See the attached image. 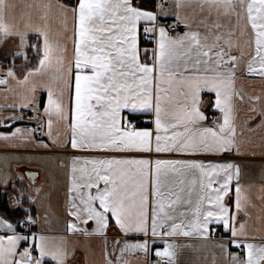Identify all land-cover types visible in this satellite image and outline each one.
I'll use <instances>...</instances> for the list:
<instances>
[{
    "label": "snow or ice",
    "instance_id": "snow-or-ice-1",
    "mask_svg": "<svg viewBox=\"0 0 264 264\" xmlns=\"http://www.w3.org/2000/svg\"><path fill=\"white\" fill-rule=\"evenodd\" d=\"M17 7L0 0V37L16 39L13 60L29 61L34 50L38 63L22 77L13 66L0 75L5 93L11 81L28 86L19 104L0 108L42 111L51 143L36 140L38 128L11 130L9 122L24 118L13 113L0 118L8 129L0 132V151L59 146L55 123L69 130L63 147L101 154L71 159L65 232L105 237L104 264H132L130 257L153 252L154 264H176L180 246L172 237H208L217 225L231 233L229 245L244 249L234 264H264V244L250 242L238 219L248 199L239 167L197 158L240 153L237 102L245 96L237 72L264 80V0H159L152 7L143 0H41L19 15ZM53 14L62 29L55 35ZM170 14L173 22L161 23ZM249 100L245 123L259 118L256 127H264L262 97ZM141 119L150 126H138ZM27 176L33 184L39 178L31 169ZM17 180L23 184L24 176ZM27 187L14 204L36 203ZM38 223L30 208L16 220L0 215V264H71L69 240L35 231Z\"/></svg>",
    "mask_w": 264,
    "mask_h": 264
},
{
    "label": "crops",
    "instance_id": "crops-1",
    "mask_svg": "<svg viewBox=\"0 0 264 264\" xmlns=\"http://www.w3.org/2000/svg\"><path fill=\"white\" fill-rule=\"evenodd\" d=\"M154 1L155 4L159 2V0ZM10 2L18 5L16 14L19 15L22 11H25L23 5L38 3L41 0H10ZM44 2H47V0H44ZM51 2L55 4L57 0H51ZM168 2L170 3L171 0H168ZM144 4L148 5L149 2ZM171 11L170 9L169 12L171 13ZM173 19L174 16L170 14L166 18L162 17L161 23L166 24V22L173 21ZM48 23L53 35L62 30L55 14H53ZM70 27L69 23V30ZM30 40L35 42L34 37H30ZM17 50L15 38L5 40L0 37V75H3L8 67L13 66L18 76L22 77L26 73L27 68L31 67L28 66L31 61L34 62V66L38 63V57L34 50L29 52L30 62L19 57L13 60V54ZM34 55H36L35 59L33 58ZM4 87L0 85V105L5 102L9 104L16 102L19 104L21 94L28 90L27 85H17L15 81H11L8 86L13 89L12 91L5 93L3 91ZM237 88L242 89L245 96L243 103L237 102L236 137L240 153L237 154L236 151H232L223 155H208L197 158L206 162H232L239 167V183L248 199L245 202L247 214L241 212L238 219L246 222V228L249 232L247 239L260 245L264 244V127H256L259 123V118L248 123H245V120L249 115V105L253 103V101L249 100V97L259 95L262 97L261 103H264V80L258 76H245L244 69H241L237 72ZM36 95L43 97L46 103L45 93L37 92ZM22 110H26L27 115H23L24 118L22 120L9 122L12 125L11 130H15V127H21L22 129L38 128L34 133L36 140L51 143L42 111L37 113L30 109H21L19 106L9 109L0 108V118L10 116L13 113L19 115ZM138 126L150 125L146 119H141ZM53 129L52 138L59 139V146H53L48 149L33 147L26 151L15 149L0 151V215L16 220L23 216L24 209L30 208L31 214L39 221L34 228L35 231H45L53 236H65L69 240L70 247L76 249L75 258L71 264H104L103 249L105 237L95 234L70 235L64 230L65 220L68 218L67 182L71 159L74 155L97 156L101 154L72 149L70 145L67 148L63 147L64 143L69 139V130L66 126L55 123ZM6 130L8 129L5 125H0V132ZM28 169H31L34 174H38L39 178L34 184L28 179ZM20 175L24 176L23 184L17 180ZM6 179L9 181L7 185H5ZM235 183L234 179L233 185ZM24 186H28L26 195H31L36 199L35 204L27 201L19 205L13 203L20 189ZM37 187L42 190L39 195L35 193V188ZM228 199L226 198V200ZM40 200L42 201L41 204H39ZM3 201L5 204H3ZM87 227L91 229L94 225L90 222ZM219 228H222V226H211V234L208 237H200L195 234L191 236L177 234L172 237L171 240L180 246L176 249V264H234L233 255L243 259L245 255L244 249L229 245L230 232L226 231V238L224 239L216 240L213 238L214 231ZM114 235L113 228H109L107 236L109 252L112 249ZM137 238L135 235H130L129 237V239ZM220 244L226 245L227 251L218 247ZM157 246L160 245L158 244ZM130 259H132V264H154L157 258L153 252L147 257L141 253L136 258L130 257Z\"/></svg>",
    "mask_w": 264,
    "mask_h": 264
},
{
    "label": "built area",
    "instance_id": "built-area-1",
    "mask_svg": "<svg viewBox=\"0 0 264 264\" xmlns=\"http://www.w3.org/2000/svg\"><path fill=\"white\" fill-rule=\"evenodd\" d=\"M172 22H166V24L170 25ZM181 27H183V25H181ZM21 113L23 115H27V111L26 110H22ZM226 236V231L224 229H217L214 231L213 233V238L216 240H221L224 239V237ZM238 253H240V251H238Z\"/></svg>",
    "mask_w": 264,
    "mask_h": 264
},
{
    "label": "trees",
    "instance_id": "trees-1",
    "mask_svg": "<svg viewBox=\"0 0 264 264\" xmlns=\"http://www.w3.org/2000/svg\"><path fill=\"white\" fill-rule=\"evenodd\" d=\"M143 2H144V3L149 2L148 5L145 4L146 7H152V6L155 4V1H154V0H143ZM35 54H36V53H35ZM33 58L35 59V58H36V55H34ZM28 66H31V67L34 66V62L31 61V62L28 64ZM3 204H5L4 201H3Z\"/></svg>",
    "mask_w": 264,
    "mask_h": 264
},
{
    "label": "rangeland",
    "instance_id": "rangeland-1",
    "mask_svg": "<svg viewBox=\"0 0 264 264\" xmlns=\"http://www.w3.org/2000/svg\"><path fill=\"white\" fill-rule=\"evenodd\" d=\"M36 187V186H35ZM42 203V201L40 200V202H39V204H41Z\"/></svg>",
    "mask_w": 264,
    "mask_h": 264
}]
</instances>
